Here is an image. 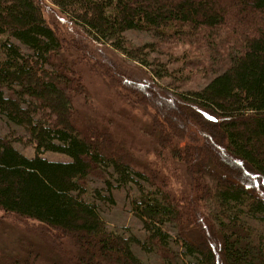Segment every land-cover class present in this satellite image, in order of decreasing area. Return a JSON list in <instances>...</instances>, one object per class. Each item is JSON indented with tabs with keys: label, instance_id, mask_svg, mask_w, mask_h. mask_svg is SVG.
<instances>
[{
	"label": "trees",
	"instance_id": "trees-1",
	"mask_svg": "<svg viewBox=\"0 0 264 264\" xmlns=\"http://www.w3.org/2000/svg\"><path fill=\"white\" fill-rule=\"evenodd\" d=\"M48 1L71 25L72 45L109 48L146 72L147 80L119 72L104 98L122 113H153L142 112L153 121L138 129L156 155L119 141L112 124L79 118L88 71L64 50L40 0H0V119L24 130L0 134V212L60 235L49 247L20 236L13 247L0 233V264H264V196L245 184L264 182V0ZM133 33L149 40L135 45ZM168 107L185 120L171 122ZM180 124L193 134L198 125L210 155ZM25 137L34 157L16 147ZM180 160L196 184L189 197L166 186ZM92 180L101 186L89 188ZM116 192L138 232L104 220Z\"/></svg>",
	"mask_w": 264,
	"mask_h": 264
},
{
	"label": "rangeland",
	"instance_id": "rangeland-1",
	"mask_svg": "<svg viewBox=\"0 0 264 264\" xmlns=\"http://www.w3.org/2000/svg\"><path fill=\"white\" fill-rule=\"evenodd\" d=\"M40 3L43 8V13L45 16L46 21L49 23L51 27L55 29V31L59 34L63 41L64 50L68 53H71L77 60V67L78 64H81V69H85L83 76L85 77V81L87 82V87L89 88V96L91 97L88 101V104L85 106L82 104L81 114L78 111V116L85 120H94L97 117V122L101 123V121H105L106 124L102 125H113V134L114 136L121 141L124 139L128 144L136 142H141L143 145L141 148L144 152H146V157L153 160L155 159L156 153H154V148L148 144V140L138 128H146L148 125L151 124L152 120V112L146 110L145 108H138L135 106L130 107V113L127 110V113L124 111L123 113L120 112V106L122 105L119 101L117 103L116 99L109 100L108 98H104L105 94L111 93L115 95V84L111 83L112 79H116L120 74L119 72H123L127 76L134 78V79H141L147 80V74L145 71L141 70L138 66L128 63L123 57L116 54L109 48H102L91 43L88 44V50L86 48H78L75 45H72V36H71V25L65 20L63 21V17L59 14L58 10L49 2L48 0H40ZM129 39L135 45H141L149 40V36L147 35H139V34H130ZM190 50H193L192 48ZM90 51H92L90 53ZM83 58V59H82ZM90 59L91 62L86 64L82 60ZM86 64V65H84ZM114 73H116L114 75ZM201 80V77H199ZM111 81V82H110ZM153 95V94H152ZM151 95V97H152ZM78 100L83 101V98H79ZM115 100V101H114ZM84 102V101H83ZM85 106V107H84ZM78 108V107H77ZM142 112L146 114H151V117L143 118ZM167 113L169 114V119L171 122L178 119V121H184L185 119L182 116L178 115V112L172 108L168 107ZM130 114V115H129ZM97 115V116H94ZM189 122V121H188ZM186 124V122H185ZM182 125V124H180ZM187 128L189 125H187ZM12 127H15L21 131L15 130ZM10 127L4 121L0 119V134L3 136H23L24 130L17 126ZM177 127V125H176ZM183 127V132L177 128L178 132L184 137L188 138L190 144L195 145L196 143L199 146H202L203 152H205L204 147V138L202 134H198L200 129H198V125L191 126V129L195 131L193 134L190 129L187 131L185 127ZM198 131V133H197ZM195 135V136H193ZM25 139V144L23 145H16V147L26 156L34 157L35 150L33 149L32 145L28 143L27 137ZM185 145V144H183ZM181 149L186 150L188 153L187 146H180ZM208 151V150H207ZM199 156H201L202 152H196ZM153 154V155H150ZM210 155L209 152H205V155ZM189 155V154H187ZM44 158L50 161H57V162H67L70 161V158L66 155L48 152L43 155ZM144 157V156H142ZM196 159L199 158L198 156L195 157ZM191 160H195L194 158H190ZM190 159L188 162H190ZM181 164L180 172L174 173L170 177L169 183L166 185L167 190L172 192L174 196L177 197H189L192 195L191 188L196 186V184L192 183V177H189L188 174V163L183 161H179ZM159 165L160 162H157ZM245 184L253 187V189L258 190V192L264 196V182L261 179L254 177L249 178L245 181ZM101 186V180H92L89 188H93L94 186ZM117 199V205L113 208H108L103 213L104 220L111 226V227H130L135 232L141 230V225L137 222L133 216L128 213L125 209V197L122 192L115 193ZM0 219H2V223L0 224V233L3 237L4 241H6V235L9 232L12 236L14 241L18 237L23 236L27 238H34L39 241H44L47 243L49 247L50 244L54 245L55 236L57 234L56 231H51L50 229H46L44 226L39 224L38 222L27 220L20 218L18 216L1 213L0 212ZM69 237V236H66ZM73 240V239H72ZM61 241V240H60ZM67 243L66 247L68 248H76L77 244L71 240L65 239V242L61 244Z\"/></svg>",
	"mask_w": 264,
	"mask_h": 264
}]
</instances>
